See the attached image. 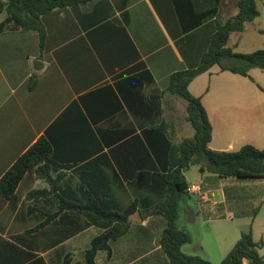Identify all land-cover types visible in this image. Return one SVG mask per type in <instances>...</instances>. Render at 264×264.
Returning <instances> with one entry per match:
<instances>
[{
  "label": "crops",
  "instance_id": "crops-1",
  "mask_svg": "<svg viewBox=\"0 0 264 264\" xmlns=\"http://www.w3.org/2000/svg\"><path fill=\"white\" fill-rule=\"evenodd\" d=\"M237 1L222 0L218 5L215 0H94L44 15L41 35L21 29L1 34L0 181L19 157L45 137L60 168L57 175L72 178L74 185L82 176L112 178L109 131L123 129L129 123L124 107L114 111L115 94L124 104L122 92L128 94L130 89L126 81L129 75L123 74L143 63L157 87L165 89L174 72L200 64L218 22L238 13ZM215 7L217 11L211 16ZM227 72L215 65L189 86L190 92L201 98L213 126L210 148L235 152L252 144L262 149L264 85L251 74L253 80L245 77L253 83L249 86L243 78L227 76ZM206 75L208 83L200 80L197 84ZM227 79H232L230 84ZM242 86L248 89L241 90ZM179 99L165 94L163 100L169 132L174 126L169 116L182 113L180 106L186 114V103ZM193 135L194 130L189 137ZM103 154L108 158L97 161ZM224 182L214 175L201 174L199 183H190L199 191H188L191 197L182 202L178 221L181 219L184 226L198 221L200 206L209 211L220 209L222 212L217 214L206 211L203 220L217 229L214 235L221 260L236 244L241 231L249 227L255 241L262 242L260 253L264 257V200L254 220L227 213ZM251 186L264 194V179L252 181ZM45 190L52 191L32 172L18 185L16 199L3 202L0 197V234L48 264L55 260L63 264L68 254L73 263L82 264L85 250L101 232L95 227L65 241L64 251L59 254L55 249L37 248H45L46 242L66 231L63 223H56L59 219L45 227V211L56 210L55 205L45 203ZM38 191L42 193L37 195ZM196 194L198 201L193 202ZM131 222L129 232L112 244L110 256L106 251L98 253L97 264H170L159 243L166 226L164 217L155 215L143 221L135 213ZM92 230L96 231L94 237L85 236ZM80 242L84 246L78 245ZM185 249L194 253H186ZM182 250L193 256H198L195 252L200 250L210 258L214 249L208 250L198 238L191 239Z\"/></svg>",
  "mask_w": 264,
  "mask_h": 264
},
{
  "label": "trees",
  "instance_id": "trees-1",
  "mask_svg": "<svg viewBox=\"0 0 264 264\" xmlns=\"http://www.w3.org/2000/svg\"><path fill=\"white\" fill-rule=\"evenodd\" d=\"M92 1L0 0V18L4 16L0 21V35L20 29L35 30L41 35L44 15ZM215 2L219 5L222 0ZM257 2L238 0V13L226 21L218 22L210 48L200 64L174 72L165 89L157 87L153 74L143 63L123 74L129 75L126 81L130 89L128 94L122 92L124 104L115 94L114 111L118 112L124 107L123 114L129 123L123 129L109 131L107 145L112 146L109 148L113 158L112 178L82 176L74 185L72 178L57 175L60 168L46 137L18 158L0 181L3 202L16 199V189L25 175L35 172L36 178L45 180L52 189L49 192L45 190V203L56 206L55 211H45V227L59 219L56 223H63L66 229L58 238L46 242L45 248L38 249H55V253L59 254L64 251L65 241L95 227L101 232L85 250L82 264H97L98 253L106 251L110 256L112 244L129 232L131 216L139 213L143 221L155 215L164 217L166 226L159 243L170 264H212L207 259L188 255L182 250L184 245L191 242V235L178 225L182 202L191 197L186 172L192 166H198L202 175L211 174L220 179H264V148L247 144L235 152L211 149L213 126L201 98L193 95L189 86L215 65L222 71L251 80L252 69L264 70V50L239 53L229 46L232 33L244 32L246 25L260 16ZM216 9L212 10L211 16L216 13ZM165 94L185 101L186 119L194 130L192 137L173 141L170 125L164 116ZM106 156L103 154L96 160L101 161ZM44 161L45 165H42ZM225 189L227 196L228 189ZM229 192H233L230 187ZM37 193L39 195L42 192ZM241 197L239 193L235 194V203L228 207L229 210L236 217L254 220L262 206V195V200L249 202V206L236 203V199L240 200ZM42 227L38 226L36 230L40 231ZM55 229L61 230L60 227ZM16 241L20 242L21 239L16 238ZM261 247L262 242L255 241L252 228L249 227L241 231L240 238L221 264H264ZM22 252L15 241L7 240L0 234V264H48L37 254ZM73 261L72 255L68 254L63 264H72ZM58 263L55 260L53 264Z\"/></svg>",
  "mask_w": 264,
  "mask_h": 264
},
{
  "label": "rangeland",
  "instance_id": "rangeland-1",
  "mask_svg": "<svg viewBox=\"0 0 264 264\" xmlns=\"http://www.w3.org/2000/svg\"><path fill=\"white\" fill-rule=\"evenodd\" d=\"M257 1H258L257 6L260 11V16L257 17L253 22L248 23L246 25V30L244 32H235V33H232L231 35L229 46L234 47L235 49L234 51L236 52L251 53L257 50H264V1L262 0H257ZM3 19H4V16L0 18V21ZM226 74L227 76H235V78H243L245 82L250 84L249 86L253 84L250 81H248V79H246L244 76L242 77V75H236L230 72H227ZM250 74L256 81H258L261 84L263 83L264 85V70L259 69V68H254ZM200 80H204L205 85H206L208 83L207 75L203 79H199V81H197L198 82L197 84L201 82ZM227 80H228L227 81L228 84H230L232 79H227ZM246 89L248 88L247 87L245 88L243 86L241 88V90H246ZM216 90H219V88H217ZM179 100H181L182 102H185L183 99H179ZM178 109L180 111L182 110V113H179L176 115L171 114L169 116V119L172 121L174 125L172 132H170V135L173 141L175 142L181 141L185 137H189L192 134V130H193L191 124L186 119V114L183 113V107L180 106ZM198 168H199L198 166H192L189 172H187V179L190 181V183L200 182L201 174L199 173ZM224 180H225L224 183L227 185V189H228L227 191V198H228L227 202L228 203L226 204L227 207L225 210L227 213L231 212L228 207L235 203L233 200H234L235 194L237 193H239V195L242 197L240 200L236 199V203H240L243 205H248L249 202L253 203V202L259 201L260 199L262 200V197L264 200V194L262 195V193L256 192L257 189L251 186V182L254 180H249V179L240 180V179H234V178L224 179ZM229 187L232 188V190L233 188L236 189L237 192L235 193L234 190L233 192H229ZM256 195L258 197H256ZM261 195L262 197H260ZM198 197L199 196L197 194L194 195L193 202L198 201L197 199ZM256 204L257 203H255L254 206H256ZM192 205H194V203ZM198 209L200 211L199 213L200 219L198 221L184 226L181 223V219H180V221H178L179 227H183L184 229H186V231L191 235V239H193L194 241L197 240L198 238L202 239L208 250L214 249L213 251H211V254L209 256L210 258H208V256H206V254L200 250H196L195 252L197 253L196 255L209 260L212 264H221L222 258L217 252V249H216L217 239H216V236L214 235L217 232L216 231L217 229L213 228V225H212L213 223L204 221L203 217H204V214L207 212L217 214V213H220V211L222 212V210L217 209V208L212 209L210 211L203 210V207L201 206ZM136 218L138 219V215H136ZM94 235H96V231L92 230L91 232H88L85 236L87 237L89 236L92 238L94 237ZM155 242H157V240ZM125 244L126 243H121V245L123 246ZM78 245L84 246V242H80ZM193 246H196V245H193ZM77 251H78L77 254H80L81 252L80 248L77 249ZM184 251L186 253H190V252L194 253V251L191 249H185Z\"/></svg>",
  "mask_w": 264,
  "mask_h": 264
},
{
  "label": "built area",
  "instance_id": "built-area-1",
  "mask_svg": "<svg viewBox=\"0 0 264 264\" xmlns=\"http://www.w3.org/2000/svg\"><path fill=\"white\" fill-rule=\"evenodd\" d=\"M188 191L189 192H197L199 191V187H197L196 185H191L189 188H188Z\"/></svg>",
  "mask_w": 264,
  "mask_h": 264
}]
</instances>
